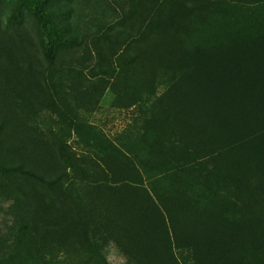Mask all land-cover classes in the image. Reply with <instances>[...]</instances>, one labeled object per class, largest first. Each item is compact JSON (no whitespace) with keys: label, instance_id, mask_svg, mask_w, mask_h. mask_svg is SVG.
Instances as JSON below:
<instances>
[{"label":"rangeland","instance_id":"374dc122","mask_svg":"<svg viewBox=\"0 0 264 264\" xmlns=\"http://www.w3.org/2000/svg\"><path fill=\"white\" fill-rule=\"evenodd\" d=\"M28 1L60 43L0 0V264H264L239 139L177 109L264 0Z\"/></svg>","mask_w":264,"mask_h":264},{"label":"trees","instance_id":"16d2710c","mask_svg":"<svg viewBox=\"0 0 264 264\" xmlns=\"http://www.w3.org/2000/svg\"><path fill=\"white\" fill-rule=\"evenodd\" d=\"M18 4L34 17L41 48L45 55H51L60 38L49 14L35 2L18 0ZM215 49H219V55L222 53L217 58L224 66L208 78L203 77L201 65L195 61L181 62L186 70L190 65L191 96L188 106L180 105L177 109L188 115V119L210 118L221 132L239 139L233 147L226 148L223 155L244 161L242 172L237 173L242 184L240 189L248 185L246 192L255 199L264 218V34L252 41L238 38L233 45L225 42L214 47L205 45L197 55L212 53ZM234 147L238 150L236 154ZM249 175L253 176L252 180L247 178Z\"/></svg>","mask_w":264,"mask_h":264}]
</instances>
